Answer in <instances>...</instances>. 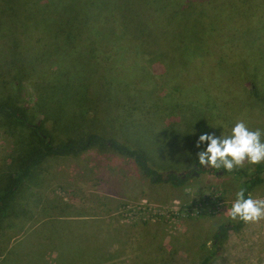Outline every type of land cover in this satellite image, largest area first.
<instances>
[{"label":"trees","instance_id":"trees-1","mask_svg":"<svg viewBox=\"0 0 264 264\" xmlns=\"http://www.w3.org/2000/svg\"><path fill=\"white\" fill-rule=\"evenodd\" d=\"M18 1L21 4L12 12L10 0H0V127L12 138V150L0 165V229L28 216L17 203V194L49 159L91 149L111 150L132 158L150 181L175 187L186 183L196 171L230 173L196 168V160L188 172L171 167L170 159L161 162L159 152H153L156 138L163 140L167 156L176 154L185 160L188 151L175 142L170 144L171 140L166 142L172 132L155 126V120L168 118L172 112L159 114L153 109L150 118L134 117L130 87L137 89L141 83L134 60L147 53L148 62L159 64L158 70L153 67L154 72L164 77L172 71L163 70L164 63L202 64L203 69L196 71L184 69L181 82L185 86L190 84L191 74L216 81L218 73L223 77L229 74L247 82L248 86L222 88L219 93L215 82L210 94L220 102L213 120L220 123L221 117L235 122L226 113L242 115L249 107L264 108V0ZM124 64L131 65L132 70ZM236 68L241 71L238 75ZM114 94H128L132 102L114 104ZM147 95L148 101L159 96L152 89ZM198 104H184L181 117L190 108L201 119L204 110ZM134 105L152 108L146 101H135ZM121 118L132 128L129 135L126 126H122L125 133L112 131ZM255 166L257 169L240 184L239 191L245 196L262 182L264 164ZM244 223L237 219L219 224L211 240L213 250L199 264H210L229 231L242 228ZM24 242L28 239L10 247L3 262L48 264L30 248V258H19L14 249Z\"/></svg>","mask_w":264,"mask_h":264},{"label":"rangeland","instance_id":"rangeland-1","mask_svg":"<svg viewBox=\"0 0 264 264\" xmlns=\"http://www.w3.org/2000/svg\"><path fill=\"white\" fill-rule=\"evenodd\" d=\"M10 3L15 12L14 7L21 1L10 0ZM146 58L147 53L134 60L141 83L137 89L130 87L133 102L128 94H114L112 101L114 104L124 100L132 102L134 117L150 118L153 109L159 114L172 112L173 115H167L169 119L155 120V126L162 132L171 131L165 141L171 140L170 144L175 142L177 147L182 145V150L188 153L185 160L176 154L167 156L159 137L153 140L156 143L153 152L155 149L159 152L161 162L170 159L171 167L188 172L196 153L204 148V145L196 147L198 136L207 132L220 134V128L211 126L223 124L226 135L236 121L243 120L252 129L264 130V108L258 106L244 109L242 115L226 113L233 116L235 122L221 117L220 123L213 120L215 106L220 105L218 100L210 98L214 83L219 93L222 88L248 86L247 82L229 74L223 77L218 73L217 81L191 74L190 84L185 86L181 82L184 69L193 71L195 68L196 71L203 69L202 64L181 66L163 62V70L172 68L164 77L156 74L159 64L148 62ZM124 65L132 70L131 65ZM153 67L157 68L156 72ZM238 71L240 68L234 73ZM150 89L159 95L157 99L150 97L148 101ZM230 99L236 101V98ZM135 101L151 103L152 108H137ZM198 103L204 110L201 119L190 108H186L187 115L181 117L180 108L184 104L193 107ZM119 120L120 123L113 124V133H125L122 126L126 125L122 118ZM126 129L129 135L131 126ZM146 137L147 134L143 136L145 141ZM11 150L12 138L0 127V165ZM238 169L239 172L220 174L196 171L186 183L175 187L150 181L132 158L111 150L91 149L76 156L49 159L17 194V203L28 216L3 224L0 229V264H8L3 262L7 250L22 238H27L28 242L14 249L19 258H30L27 254L30 248V252H37L48 264H199L202 257L213 250L211 240L218 225L235 221L229 219L228 209L241 182L257 168L245 161ZM249 194L264 199V172L262 182ZM210 264H264V218L230 230Z\"/></svg>","mask_w":264,"mask_h":264},{"label":"clouds","instance_id":"clouds-1","mask_svg":"<svg viewBox=\"0 0 264 264\" xmlns=\"http://www.w3.org/2000/svg\"><path fill=\"white\" fill-rule=\"evenodd\" d=\"M220 128L215 132L202 133L198 136L196 147L204 145L203 150L196 153L194 167L231 172L247 161L249 165L264 162V130L252 129L243 120L236 121L227 135L223 133V124L211 126ZM227 215L229 219L243 222H255L264 218V199L245 196L244 191L236 193Z\"/></svg>","mask_w":264,"mask_h":264}]
</instances>
